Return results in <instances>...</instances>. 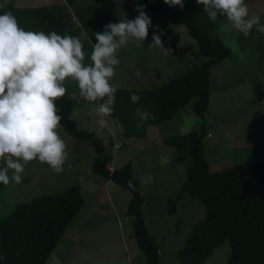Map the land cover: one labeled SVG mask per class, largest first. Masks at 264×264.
I'll return each instance as SVG.
<instances>
[{"label":"rangeland","instance_id":"1","mask_svg":"<svg viewBox=\"0 0 264 264\" xmlns=\"http://www.w3.org/2000/svg\"><path fill=\"white\" fill-rule=\"evenodd\" d=\"M72 1L82 2L83 6L93 0ZM10 2L18 4V0H0V5L6 6ZM99 3L105 4L103 10L116 12L119 21L135 19L139 5L152 21L142 45L132 41L118 51L120 64L111 81L117 89L157 87L187 68L200 65L205 59L184 24L156 16L140 0H100ZM245 3L250 16H259L264 24V0H245ZM56 5L63 9L66 5L73 10L71 0ZM102 15L112 16L110 12ZM71 28L72 36H78L84 44V64L89 66L93 47L76 29L75 23H71ZM153 34L159 35L161 41L169 37L176 50L169 52L163 43L162 46L149 47L153 43ZM210 35L221 38L231 53L211 68L209 103L203 117L195 114L193 102L196 98L192 97L173 118L158 123L161 138L147 140L125 134L119 130L113 115L105 118L112 131L104 126L99 133L96 132L110 154L109 167L118 168L128 160L135 165L133 176L143 193L141 212L148 232L154 236L159 248L158 264H181L178 250L185 245L191 225L205 213L200 200L188 194L174 201L173 211H169L170 203L176 199L185 179L187 161L174 160L175 152L164 143V137L203 127L204 155L213 170L264 160V35L253 28L245 37L223 16ZM96 102H89L84 108L88 122L83 124L90 129H94L90 126L92 121L96 122L94 126H99L95 112L99 105ZM120 103L121 100H115L116 114L129 105ZM75 120L82 124L78 115ZM58 131L69 152L63 173L56 174L47 164L38 161L25 165L20 184L14 181L7 186L0 184V219L12 213L20 202L78 186L85 203L45 264H144V256L132 236V218L126 212L130 191L91 170L95 151L88 141L68 134L62 126ZM115 143H120V147L115 148ZM8 174L11 177L12 170ZM229 253L230 244L225 240L203 264H225Z\"/></svg>","mask_w":264,"mask_h":264},{"label":"trees","instance_id":"2","mask_svg":"<svg viewBox=\"0 0 264 264\" xmlns=\"http://www.w3.org/2000/svg\"><path fill=\"white\" fill-rule=\"evenodd\" d=\"M99 2L93 0L91 4L103 9L105 4L101 6ZM140 2L156 16L184 24L205 59L200 65L191 66L154 88H116L115 100L133 103L130 96L135 93L140 97L138 103L151 106L154 116L151 121L156 124L171 119L195 97L194 112L203 117L209 103L211 68L231 53L221 38L210 35L222 16L218 15L217 21L212 22L203 5H198L196 0H184L183 10L179 6L169 7L163 0ZM5 12H11L26 31L73 35L68 14L55 4L22 7L10 2L0 5V14ZM106 23L112 22L109 19ZM162 43L169 52L176 50L169 37L163 38ZM56 106L61 110L58 114L62 116V128L93 147L91 170L130 191L126 212L132 218V236L144 256V264H158L159 248L145 225L141 212L143 193L133 176L131 163L110 169V154L99 137L79 126L72 117L73 101L65 95L56 101ZM116 115L115 110L113 116ZM204 137L205 130L201 127L163 139L173 148L175 161H187L185 179L169 211H173L174 201L184 194L197 197L205 209L204 216L191 225L185 245L178 250L179 261L181 264H203L213 250L227 240L230 253L225 264H264V160L213 170L204 155ZM129 181L134 188H129ZM84 203L85 197L78 186L18 203L12 213L0 219V264H45Z\"/></svg>","mask_w":264,"mask_h":264},{"label":"clouds","instance_id":"3","mask_svg":"<svg viewBox=\"0 0 264 264\" xmlns=\"http://www.w3.org/2000/svg\"><path fill=\"white\" fill-rule=\"evenodd\" d=\"M169 7L184 8V0H163ZM208 18L218 15L248 37L253 28L264 35L260 17L249 14L245 0H196ZM133 20L109 23L103 32H95L91 64L85 66L84 44L78 36L59 35L55 31H26L11 12L0 14V184L22 182L25 165L32 161L47 164L56 174L64 171L69 159L67 144L59 134L61 111L56 101L65 96L67 81L77 83L80 95L89 102L103 101L95 109L97 123L106 126V117L114 113L116 87L111 83L119 66L118 51L132 41L142 45L152 26L151 18L137 5ZM153 43L162 46L159 35ZM138 103L140 97L132 93ZM137 127H143L151 112L137 108ZM9 170L13 174L9 176ZM129 188H134L131 181Z\"/></svg>","mask_w":264,"mask_h":264},{"label":"crops","instance_id":"4","mask_svg":"<svg viewBox=\"0 0 264 264\" xmlns=\"http://www.w3.org/2000/svg\"><path fill=\"white\" fill-rule=\"evenodd\" d=\"M59 1L60 2L53 3L54 2L53 0H18L17 5L22 6V7H27V6H32V5H45V3L55 4V5L60 4V3H64V0H59ZM81 4H82V2H73L71 0L70 7L73 10L67 8L66 5L64 6V10L66 11V13L69 16L70 29L72 30L71 23L72 22L75 23L76 29L84 35L85 39L87 40V43H89L91 45V47H93L94 44L96 43L95 32H103L105 29V26H101V25H104L105 21H107L109 19L111 20V22H114V20H116V22H119L118 18H117L118 15L116 14V12L114 13L110 9H104L103 10V9L94 7L93 6L94 3H92V4L87 3L83 6ZM74 11H75V13H74ZM107 12H110L112 14V16L110 15L111 16L110 17V16H103L102 15L103 13H107ZM96 23L98 24V27H97ZM105 25H107V23ZM155 72H157V71H155ZM73 85H75V87ZM76 86H77V88H76ZM65 87L67 89L65 95L73 101L72 117L75 119V116L78 115V117L82 121L81 125H79L77 122L76 123L85 129L93 131L95 134H96V132L99 133L101 131L102 127L100 125L94 126V123H96L95 121H92V123L90 124V126L94 129L87 128V126L83 124V123L88 122V115L85 114L84 108L87 105V103H89V101H86L83 99V97H81L80 90H77V89H79L77 83L74 81H67L65 83ZM95 102H92V103H95ZM96 104L99 105L100 103L96 102ZM137 108H141L143 110L151 112V106H148V105L144 106L141 103H136V104L130 103L129 105H126V108L124 107L123 111L121 113L117 111L118 116L117 115L113 116L115 118V123L117 122L119 124V127H120L119 130L125 134H130L132 136L135 135L138 138H145L147 140H153L157 137L161 138V135L159 134V129H158V126H160V125H158V123H156V124L153 123L151 121V119H149L147 122H145L143 127H137L138 120L135 116V112H136ZM73 114H75V116H73ZM98 119H100L99 116H98ZM210 121L213 122V120H210ZM105 127L107 129H109L110 131H112L110 129V125L108 124V121H107ZM208 135H210V134L208 133ZM115 145H120V143L113 144L114 147H115ZM119 147H117V148H119ZM127 162H130V160H128ZM134 166L135 165H133V164L131 165L132 173H133V167ZM109 168L113 169L111 167H109Z\"/></svg>","mask_w":264,"mask_h":264},{"label":"built area","instance_id":"5","mask_svg":"<svg viewBox=\"0 0 264 264\" xmlns=\"http://www.w3.org/2000/svg\"><path fill=\"white\" fill-rule=\"evenodd\" d=\"M209 136V135H208ZM120 145H115V147L117 148V147H119Z\"/></svg>","mask_w":264,"mask_h":264}]
</instances>
